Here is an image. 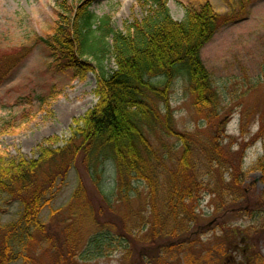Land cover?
Wrapping results in <instances>:
<instances>
[{
  "label": "rangeland",
  "instance_id": "374dc122",
  "mask_svg": "<svg viewBox=\"0 0 264 264\" xmlns=\"http://www.w3.org/2000/svg\"><path fill=\"white\" fill-rule=\"evenodd\" d=\"M89 1L91 11L98 17L108 15L115 29L123 30L126 22L143 15L139 0ZM205 1L223 16L245 3L240 10L244 9L246 15L221 27L201 52L221 93V125L208 126L200 120L184 81L176 83L170 96L175 130L192 135L190 141L194 143L186 179L195 201L186 202L187 214L172 217L171 232H163L164 228L155 223L156 216L149 212L151 193L145 186L131 204H116V210H109L78 163L66 185L42 213L45 231L33 232V239L24 238L23 252L30 259L21 258L12 264H72L63 257L67 248L63 249L62 244L69 237L68 232L75 231L73 237L80 253L90 237L105 226L121 235L122 231L130 234L129 254L115 251L88 262L76 259L73 264H180L182 251L155 247L184 242V252L200 253L203 248L216 245L221 236L228 238L229 245L223 253L218 249L212 252L216 264H252L256 256L264 259V182L261 171L255 169L257 162L264 159V0H168L167 6L173 19L182 20L186 8ZM57 2L0 0V46L20 44L21 39L33 33L51 31ZM49 62L47 50L36 46L0 87V122H15L14 130L0 135V151L6 157H36L39 145L52 136L67 138L74 120L83 117L97 102L96 73L88 72L84 78L76 79L70 72L53 71ZM150 139L159 151H172L171 155L168 153L172 156L168 168L176 171L174 160L178 163L182 148L179 145L174 150L173 146L180 144L179 140L162 137L159 129ZM213 141L221 149V154H217L220 162L208 155ZM112 174L108 172L109 182ZM165 198L166 193H160L156 199L157 216L161 219L166 216ZM21 212L19 201L0 194V255ZM87 213L95 222L87 219ZM83 215L85 218L80 219ZM73 221L79 222L74 229ZM158 232V237L154 236ZM10 239L15 251L21 250L15 237ZM145 245L148 248L142 251ZM151 247L155 250L151 251ZM140 254L148 256L141 258Z\"/></svg>",
  "mask_w": 264,
  "mask_h": 264
},
{
  "label": "trees",
  "instance_id": "16d2710c",
  "mask_svg": "<svg viewBox=\"0 0 264 264\" xmlns=\"http://www.w3.org/2000/svg\"><path fill=\"white\" fill-rule=\"evenodd\" d=\"M167 1L139 0L143 15L126 22L120 30L112 26L108 15L96 16L89 0H58L51 31L33 33L21 39L20 44L0 46V87L39 45L47 50L48 66L53 71L70 72L76 79L84 78L88 72L97 74L94 91L97 102L83 117L74 120L67 138L46 139L37 147L36 157L29 159L9 158L0 151V194L22 205L19 221L9 230L2 245L0 264L30 259L23 252L24 238L33 239V232L45 231L42 213L66 185L78 163L83 165L109 210H116V204L128 206L145 186L151 193L149 212L156 216L155 223L164 228L163 232H171L172 217L177 219L187 214L186 202L195 201L186 179L191 170L189 160L194 143L190 141L192 135L175 130L170 96L176 83L184 81L200 120L208 126L221 125V93L201 52L221 27L244 17V9L240 8L245 3H240L239 10L223 16L205 1L186 8L183 19L175 20ZM14 129V121L0 122V135ZM156 129L162 137L173 136L179 140L180 144L173 146L174 150L179 145L182 148L178 163L174 160L176 171L168 168L172 151H159L150 139ZM167 147L163 146L165 150ZM218 153L221 154V149L213 141L208 155L220 162ZM255 169L261 171L264 182V159L257 162ZM109 171L113 173L112 182L107 179ZM160 193L167 195L166 216L162 219L157 216L156 199ZM89 217L94 221L92 214ZM79 222L73 221V229ZM108 223L114 225L112 220ZM142 224L146 225L147 221ZM99 229L80 253L73 237L75 231L70 230L62 244L63 249L67 248L63 257L75 263L76 259L88 262L115 251L129 254L128 232L122 231L121 235L107 226ZM12 236L21 250L13 248ZM184 245V242L171 243L155 248L182 251L180 264H216L212 252L217 249L225 252L229 241L221 236L212 248L190 254L183 251ZM145 247L142 251L148 248ZM140 255L141 258L148 256ZM252 264H264V259L256 256Z\"/></svg>",
  "mask_w": 264,
  "mask_h": 264
}]
</instances>
